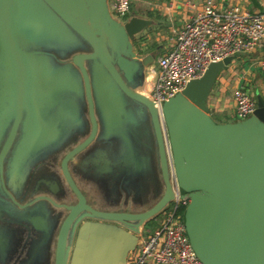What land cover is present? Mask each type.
Masks as SVG:
<instances>
[{
	"label": "water",
	"instance_id": "water-1",
	"mask_svg": "<svg viewBox=\"0 0 264 264\" xmlns=\"http://www.w3.org/2000/svg\"><path fill=\"white\" fill-rule=\"evenodd\" d=\"M152 22L110 0H0V229L28 248L12 264H131L173 172L201 261L264 264V99L212 117L230 56L159 108L158 52L134 44Z\"/></svg>",
	"mask_w": 264,
	"mask_h": 264
},
{
	"label": "built area",
	"instance_id": "built-area-1",
	"mask_svg": "<svg viewBox=\"0 0 264 264\" xmlns=\"http://www.w3.org/2000/svg\"><path fill=\"white\" fill-rule=\"evenodd\" d=\"M132 1L110 0L111 10L119 18L127 16L132 11ZM262 43L263 12H248L239 4L219 8L214 0H205L202 9L178 30L173 48L158 57L157 65L151 68L155 74L147 91L161 108L191 80L202 77L212 62L237 56ZM234 101L239 120L256 110L257 99L244 86L235 90ZM173 186L174 199L161 213L158 227L136 247L131 264H204L185 224L184 212L190 196L181 190L175 172Z\"/></svg>",
	"mask_w": 264,
	"mask_h": 264
},
{
	"label": "crops",
	"instance_id": "crops-1",
	"mask_svg": "<svg viewBox=\"0 0 264 264\" xmlns=\"http://www.w3.org/2000/svg\"><path fill=\"white\" fill-rule=\"evenodd\" d=\"M134 1L144 3L149 10V12L137 10L135 5L132 9L153 21L152 28L147 29L144 35L151 30L155 35L153 39L155 42L146 48L155 49L160 56L173 48L178 30L202 9L205 0H133L132 4ZM214 2L219 8L239 4L245 11L264 13V0H214ZM191 4L194 5L191 7ZM153 66L156 64L150 65L147 69L146 90L148 79L151 80L155 74L151 71ZM239 86L246 87L256 99L259 96L264 99V43L235 56L218 74L208 99L210 114L219 117L215 119L217 122L239 120L231 119L236 115L234 92ZM157 219L153 228L146 225L144 236H148L158 227L160 218Z\"/></svg>",
	"mask_w": 264,
	"mask_h": 264
},
{
	"label": "flooded vegetation",
	"instance_id": "flooded-vegetation-1",
	"mask_svg": "<svg viewBox=\"0 0 264 264\" xmlns=\"http://www.w3.org/2000/svg\"><path fill=\"white\" fill-rule=\"evenodd\" d=\"M27 235L29 234V231L27 230ZM0 257H4L6 260L3 261L4 264H12L13 261L11 260L15 258L23 259L25 255L27 254V246H19L18 244H14L13 242H9L6 244H2V242L5 239V234L0 229ZM28 245V244H26ZM30 250V246H29ZM11 262V263H10Z\"/></svg>",
	"mask_w": 264,
	"mask_h": 264
},
{
	"label": "rangeland",
	"instance_id": "rangeland-1",
	"mask_svg": "<svg viewBox=\"0 0 264 264\" xmlns=\"http://www.w3.org/2000/svg\"><path fill=\"white\" fill-rule=\"evenodd\" d=\"M133 5H135L136 6V9L137 10H143V11H145V12H149V10H147V8H146V6H145V4L144 3H142V2H139V1H134L133 2V4H132V9L134 8V6ZM132 12V11H131ZM153 14H154V12H153ZM129 15V14H128ZM127 15V16H128ZM127 16H124V17H121V18H126ZM171 30V29H170ZM154 34L152 33V31L150 30L147 34H145L143 37H141L140 39H138V40H136L135 42H134V44H135V46H139L141 49H145L146 47H148L149 45L150 46H152L153 44H154ZM150 38H151V40H150ZM152 42H153V44H152ZM149 46V47H150ZM148 81H149V84H150V82H151V80H150V78L148 79ZM212 117L214 118V119H217V115L216 114H213L212 115ZM219 118V117H218ZM221 119H224V118H221ZM231 119H234V120H238L239 118L235 115V118H231ZM161 217V214L157 217V218H160ZM157 218H155V219H153V220H151L148 224H147V227L149 228H153L154 226H155V223H156V221H158V219Z\"/></svg>",
	"mask_w": 264,
	"mask_h": 264
}]
</instances>
